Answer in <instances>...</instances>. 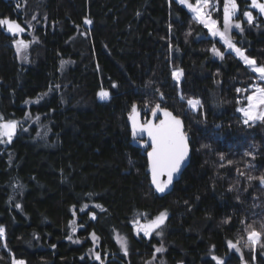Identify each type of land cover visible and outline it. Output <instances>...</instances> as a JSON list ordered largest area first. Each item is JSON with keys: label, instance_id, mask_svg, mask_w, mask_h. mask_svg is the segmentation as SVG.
<instances>
[{"label": "trees", "instance_id": "16d2710c", "mask_svg": "<svg viewBox=\"0 0 264 264\" xmlns=\"http://www.w3.org/2000/svg\"><path fill=\"white\" fill-rule=\"evenodd\" d=\"M210 1L221 24L224 0ZM249 3L236 0L231 38L264 66V19H242ZM5 18L29 44L24 62L0 27V116L18 122L0 143V264H264V122L237 112L264 87L254 72L175 0H0ZM157 104L182 119L191 148L164 196L128 123L133 105L145 121ZM162 212L153 234L135 230Z\"/></svg>", "mask_w": 264, "mask_h": 264}, {"label": "snow or ice", "instance_id": "6c2138e0", "mask_svg": "<svg viewBox=\"0 0 264 264\" xmlns=\"http://www.w3.org/2000/svg\"><path fill=\"white\" fill-rule=\"evenodd\" d=\"M178 3L187 7L192 13H194V18L199 23L203 24V26L208 29L209 33L213 37H219L227 49L235 52L237 56L240 57L244 63L250 67V70L257 74L259 81H264V66H257L254 59H250L248 56L244 55V52L235 46L229 35L230 29L232 27L242 30L239 23L233 24V17L237 12L236 0H224V27L222 31L217 28V22L210 18L209 13L204 11L205 8L209 7V0H196L195 5L190 3L189 0H178ZM250 7L257 9L261 15H264V3H260L258 0H251ZM244 16L246 17L249 24L253 23V15L251 12L245 11ZM33 19H35V17H33ZM84 23L90 24L91 21L85 19ZM3 26H6L7 31L13 35L24 31V29L18 23L6 18L0 19V27ZM16 46L18 55H20L22 49L28 47V45L23 41H18ZM211 51L220 58H223V53H221L215 47H213ZM182 75V70L179 69L173 71L172 73L173 78L177 82H179ZM240 91V89H237V92ZM98 95L101 99H104L108 96V93L101 91ZM181 98L183 99V97ZM246 99L248 101L247 107H241L237 109V111L241 112L244 117L243 123L245 125H249V122H264V87L255 85L252 94L248 95ZM187 103L190 108L195 110L200 104V101L196 99H188ZM151 112L154 118L159 119L157 113H161L164 118L160 119L159 123H153L152 121L140 123L137 119L139 114L137 112L136 106L133 105L132 114L129 116V120L132 124L133 139H136L138 135L146 134L148 140L150 141L151 151L147 153L148 168L151 173L152 184L155 186L156 191L163 193L165 189L172 183L174 175L180 171L181 165L188 157V137L183 129V122L171 112L162 110L159 104L152 108ZM17 127V121H5V118L0 116V143H11L12 138L16 133ZM221 160H223V156H221ZM163 176H166L167 180H161L160 177ZM248 179L252 180L256 179V177L249 176ZM259 180L260 183L264 185V176L259 177ZM17 207H19V205H17ZM97 207H99V205H97ZM81 210L83 211V209ZM92 218L95 219V216ZM165 218L166 213L162 212L155 219L151 220L149 224L137 228V231H143L145 236H149L152 232L161 228V226L164 224ZM248 228L250 230L247 234V242L245 246H251L254 251L256 244L260 240L261 232L256 231L252 225H249ZM261 228L264 229V225H261ZM73 231H75V229H73ZM4 237L5 229L0 226V240H3ZM69 239H71V236ZM95 239V234H93V240ZM74 242L79 243V241ZM117 242L120 243L122 250L125 252V255H127V242L122 237H117ZM239 243L240 241H237L236 244H233L231 241H229L228 246L229 248H235L236 251L239 252L240 248L237 247V244ZM261 247H264V245H261ZM162 251H164L162 247L156 249V252ZM96 259H101L99 254H96ZM212 259L216 262V264H223V261L215 255L212 256ZM12 264H24V261L13 259Z\"/></svg>", "mask_w": 264, "mask_h": 264}, {"label": "rangeland", "instance_id": "374dc122", "mask_svg": "<svg viewBox=\"0 0 264 264\" xmlns=\"http://www.w3.org/2000/svg\"><path fill=\"white\" fill-rule=\"evenodd\" d=\"M177 3H178V0H175ZM250 1V3H249V12H251L252 13V15H253V11L254 12H256V15L258 16V17H260V18H263L264 19V15H261L260 14V12L257 10V9H255V8H252V7H250V4H251V0H249ZM190 2V1H189ZM258 2H260V3H264V0H258ZM190 3H192L193 5H195L196 4V1H194V2H190ZM180 6H182L184 9H186L190 14H191V16L194 18V13H192L187 7H185V6H183V5H181L180 3H178ZM217 10V7H216V3H213V2H211L210 0H209V7L208 8H205L204 9V11L206 12V13H209V15H210V18L211 19H213V20H215L216 22H217V28L219 29V30H223V27H224V17H223V21H222V23L220 24L219 23V21L217 20V19H215L214 17H213V15H212V11L213 12H215ZM238 15V13L236 12V14H235V18H236V16ZM234 17H233V24H236V23H239L240 24V21H238V20H235L234 19ZM195 19V18H194ZM242 19L244 20V21H247V19H246V17L244 16V14H243V16H242ZM196 20V19H195ZM197 21V20H196ZM253 21H254V15H253ZM198 22V21H197ZM199 23V22H198ZM201 24V23H200ZM202 26H203V24H201ZM241 25V24H240ZM204 27V26H203ZM4 28L6 29V26H4ZM205 28V27H204ZM206 30H207V32H208V35H209V37L210 38H212V39H216L227 51H230L239 61H241L249 70H250V67L248 66V65H246L245 63H244V61L240 58V57H238L237 56V54L235 53V52H233V51H231L230 49H227L226 47H225V45H224V43L219 39V37H213L210 33H209V31H208V29L207 28H205ZM6 31H7V29H6ZM239 31H241V29H237V28H235V27H232L231 29H230V32H229V35H230V37H231V34L233 33V32H239ZM8 32V31H7ZM9 33V32H8ZM9 34H11V33H9ZM22 34H23V32H21V33H17L16 35H13V34H11L12 36H14V38L16 39V41H15V46H16V44H17V42L18 41H23L25 44H29V42H27V41H25V39H23L22 38ZM232 39V38H231ZM232 42L235 44V42L232 40ZM235 46H236V44H235ZM237 47V46H236ZM28 48V47H27ZM27 48H24V49H22V51H21V53H20V55H18L19 56V58L22 60V61H26V59H27V55H26V52H27ZM16 49H17V46H16ZM243 51V50H242ZM244 52V51H243ZM244 55H246L245 54V52H244ZM247 56V55H246ZM214 57L215 58H217V59H219L220 57L219 56H217V55H215L214 54ZM250 58V57H249ZM250 59H253V58H250ZM257 66H259V65H257ZM256 74V73H255ZM256 76H257V74H256ZM257 80H258V77H257ZM259 81V80H258ZM260 82H262L263 83V85H264V81H260ZM255 85H258V86H260V87H263L262 86V84H260V83H254L252 86H251V92L248 94V95H250V94H252V91L254 90V86ZM247 104H248V101H247V103H246V105H244V106H239L238 108H241V107H247ZM199 108V105L197 106V108L196 109H198ZM237 108V109H238ZM238 112V111H237ZM238 114L240 115V117L242 118V120H244V117H243V115H242V113L241 112H238ZM256 122H261V121H256ZM18 128V127H17ZM16 131H17V129H16ZM14 137V136H13ZM13 139V138H12ZM1 144H4V145H6V144H8V143H1ZM139 227H142V226H137L136 227V229L135 230H137V228H139ZM158 230V229H157ZM156 230V231H157ZM138 232V231H137ZM155 232V231H154ZM154 232H152L151 234H153ZM138 233H140V234H143L144 235V232L143 231H139ZM150 234V235H151ZM120 244V243H119ZM121 246V245H120ZM122 249V248H121Z\"/></svg>", "mask_w": 264, "mask_h": 264}, {"label": "water", "instance_id": "95a60500", "mask_svg": "<svg viewBox=\"0 0 264 264\" xmlns=\"http://www.w3.org/2000/svg\"><path fill=\"white\" fill-rule=\"evenodd\" d=\"M161 107V106H160ZM162 110H167L169 111L168 109H165L163 107H161ZM171 112V111H169ZM172 113V112H171ZM138 121L140 123H143L142 121V116L140 113H138ZM173 114V113H172ZM174 115V114H173ZM157 116L159 117V119L157 118H154L152 116V113L151 115L146 119V121H152L153 123H159V120L160 119H163V115L161 113H157ZM175 116V115H174ZM177 117V116H176ZM179 118V117H177ZM181 120V118H179ZM182 121V120H181ZM145 122V121H144ZM128 123H129V127L131 129V132H132V124H131V121L128 120ZM183 129H184V126H183ZM132 144L133 146L143 150V151H147V153L149 151H151V147H150V141L148 140V137L146 134H141V135H138V137L136 139H133V135H132ZM188 146H189V153H188V157L186 158L185 162L181 165V169L178 173H176L173 177V180H172V183L165 189V191L163 193H159L156 191L155 189V186L152 184V178H151V173L149 171V177H150V183H151V187L152 189L155 191L156 194L160 195V196H164V195H168L172 189H173V186L174 184L179 180L181 174L183 173V171L187 168V166L189 165V162H190V156H191V148H190V145H189V142H188ZM147 159H148V155H147ZM149 169V168H148ZM161 180H167V177L166 176H163V177H160Z\"/></svg>", "mask_w": 264, "mask_h": 264}, {"label": "bare ground", "instance_id": "6f19581e", "mask_svg": "<svg viewBox=\"0 0 264 264\" xmlns=\"http://www.w3.org/2000/svg\"><path fill=\"white\" fill-rule=\"evenodd\" d=\"M139 113V112H138ZM141 114V113H140ZM182 120V119H181ZM183 122V121H182ZM183 126H184V124H183ZM149 179H150V177H149ZM151 184V183H150Z\"/></svg>", "mask_w": 264, "mask_h": 264}]
</instances>
